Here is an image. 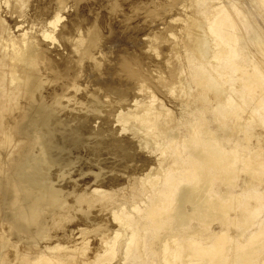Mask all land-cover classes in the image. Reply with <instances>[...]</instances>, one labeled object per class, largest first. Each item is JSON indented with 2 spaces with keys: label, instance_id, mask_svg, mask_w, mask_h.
<instances>
[{
  "label": "bare ground",
  "instance_id": "1",
  "mask_svg": "<svg viewBox=\"0 0 264 264\" xmlns=\"http://www.w3.org/2000/svg\"><path fill=\"white\" fill-rule=\"evenodd\" d=\"M208 1H194L198 10L194 11V18L213 44L209 46V41L202 39L198 55L201 62L187 59L170 72L173 83L177 85L178 81L175 87L179 95L196 100L197 104L193 101L196 106L198 102L201 104L195 109L197 115L193 122L181 129L178 117L166 105L150 108L151 103H156L154 94L147 98L149 101L143 99V103L130 106L134 110L138 105L142 107L135 115L130 111L124 113L123 109L116 108V101H110L104 117L110 127L109 124L104 127L108 126L112 133L107 136V142L100 140L107 147L95 144L89 152L97 153L94 157L116 154L115 161L109 157L110 163L102 164L107 170L105 173L115 175L103 178L101 166L91 176L81 170L83 173L74 175L88 179L80 182L71 177L74 182L70 179L73 183L70 186L63 187L54 183L55 179L52 181L51 165L59 156H53L57 149L48 148V140L52 136L61 137L60 131V136L53 135L59 123L61 126L60 117L68 120L69 116L84 110V115L94 116L95 122L100 117L98 107L104 105L97 91L102 86L96 81V88L88 86L92 92L88 90L83 95V85L77 84L83 76L79 75L82 60L88 58L93 62H86L90 67H98L91 53L93 44L90 42L81 51L72 46L66 60L73 63L74 72L66 73L71 77L57 82V86L44 88L46 73L37 66L38 41L34 37L0 38V264H264V214L261 212L264 189H259L264 182V152L261 146L249 145L252 138L249 133L254 126L258 123L264 126V58L258 61L252 53L245 59L247 41L241 34L244 24L240 27V22L249 21L241 7L234 1L231 7ZM256 2L264 15V0ZM26 14L18 17L21 24L38 21L37 16L33 20L28 13L32 16L30 21ZM53 20L46 19L47 27L40 31L41 37L50 38L49 26ZM246 28L252 36L247 45H253L264 56V36L252 32L250 24ZM242 41L246 43L244 48ZM62 42L65 41L62 39ZM166 83H162L164 89ZM114 87L105 86L102 92L109 93ZM167 90L175 92L171 88ZM177 104L183 106L180 101ZM251 104L255 106L253 109ZM248 106L251 112L246 109ZM207 111L213 115L216 125L211 126L204 118ZM248 111L251 117L257 113L259 117L242 119V113L246 117ZM225 127H229V133ZM85 128L88 127L77 129L78 134L79 131L84 134ZM75 133H70V139L64 138L71 146L79 144L76 141L82 134L77 138ZM123 134L127 139L121 136L117 140L116 136ZM253 138L256 146L261 144L263 136ZM133 139L136 144L131 142ZM133 146L134 151L153 154V159L137 163L135 152L129 154ZM50 153L53 160L49 158ZM99 163L93 165L99 166ZM56 164L59 168V163ZM118 165L122 170L115 168ZM58 168L54 169L59 172L62 168ZM241 175L245 179L241 180ZM64 176L65 171L59 173L58 180ZM76 181L81 184L78 186ZM213 225L219 230L213 229ZM232 226L237 228L236 233L231 232Z\"/></svg>",
  "mask_w": 264,
  "mask_h": 264
},
{
  "label": "rangeland",
  "instance_id": "2",
  "mask_svg": "<svg viewBox=\"0 0 264 264\" xmlns=\"http://www.w3.org/2000/svg\"><path fill=\"white\" fill-rule=\"evenodd\" d=\"M194 1L195 0H177V2L176 1L173 2V0H45V1H42V0H0V38L2 39L7 38L10 40L11 39L20 40L21 38L34 37V39L38 41V46H37L38 65L37 66L46 73V76L44 77L46 81L44 83V88H46L48 85L57 86L56 84L57 82L66 81L68 80L66 78L71 77V75H67L66 73L72 74L74 72V67L72 66L73 63L71 64L66 63V60L68 59V56H70L69 54H70L72 46L75 50L81 51V50H85V48H87L90 45V42H92L91 44H93L91 48V53H93V58L95 62L97 63L98 67L95 69H94V66L90 67L89 64L93 62H91V60H89L88 58L82 60L79 64V68H81L83 72L81 71L82 74L80 73L79 75L80 76L83 75V76L82 78H80L81 80L80 79L77 80V84L80 86L83 85L82 88L81 87L80 88L83 90L81 91H82V94L84 95L85 91L87 92L88 90H90V92H92V89L96 88V86L94 87V84L98 82L97 83L98 86L101 85L102 87L101 88L99 87V90H98L99 92L97 91V93H99L98 96L101 98V100L99 101L100 102L103 101L104 107L102 105H99L98 108L101 114H100L99 119H96V122L94 120L95 117L94 116L92 117V115H89V113H85L86 115H84L85 110L81 112L77 111L76 113L78 114L81 113V114L80 115L75 114L74 117L69 116L68 120L65 119L67 117L63 116L62 117L63 119L60 117L59 122H61V126H59L60 125L59 123V125L57 126V130L54 132L55 134L53 133V135L54 136L57 134L59 135L58 131H60V135L62 134L61 135L62 138L55 136V139H54L52 136L51 139H53L54 141L51 139L49 140L51 143H54V145L49 143V140H48V148H50L52 151L54 149H57V150H54L53 153L51 150L49 151L53 154V156L54 155L59 156V157L56 156L54 158L55 161L52 163L53 165H51L52 169H50V173L52 176L50 177L52 178V181L55 179L54 180L55 182L53 181L54 183L61 185L63 187L65 186L64 184H66V186H70L71 184H73L72 182H74L73 179L75 180L77 179V181H80V179L83 180L87 178V176L89 175L91 176L92 173L97 172L100 166L101 168H103L102 164L104 163L108 164L110 163V161H115L113 157L114 156L116 157V154L114 156L113 155L107 156L106 150H104L103 152L107 157L102 156L100 154L97 155V157H94L95 154L97 153L94 152L92 154V152H89V150L93 151L94 148L97 146V144H99L102 148L107 147V145L104 146L103 143L101 144V141L107 142L108 140L107 136H110V133H112L109 131V128H107L108 126L110 127L109 121L106 120L107 118L106 119L104 118L106 117L105 109L106 110L109 109L106 106L110 105L109 103L110 101L112 102L116 101V108L123 109L124 113L125 112L129 113L130 111L131 115H135V113L140 111L142 107L138 105L139 107H137L134 110V108H131L130 106H135L139 102L143 103L144 102L143 99H146V101L147 100L149 101V99L147 98L150 97L152 94H154L156 97V101L154 102L156 103H151L149 107L152 109L153 108L157 109L163 105H166L169 109L173 111L174 116H176V118L178 117V123L179 125L180 124L182 125L181 129L187 128L186 127L187 124H189V122L195 119L197 115V112L195 111V109H197V107H200L201 104L198 102V105L196 106L197 104L196 100H193L184 94L179 95V92H178L179 90H177L178 88L175 87L178 85V81H176L177 85H175L173 83L175 80L173 78H170L171 76L170 72L176 66L181 67L183 61L190 59L194 61L195 63L201 62V58H199L198 55L201 51L200 43L202 42V39L208 40L209 46L210 44H213L211 37L208 36L209 34L202 32L200 28L197 26V20L194 18V11L195 10L198 11V10L195 9L196 5ZM232 1L236 2L241 7V10H243V12L246 14L248 18L249 23H245L242 21L240 22V27H242L244 24V26L241 28V34L243 33L245 35V38L247 41L246 43L249 44V40L252 37L251 33L247 34V28H246L247 24H250L252 26L253 28L252 32H257L260 35L264 36V15L261 13V7L256 2L257 0H216V1L210 0L208 1V3L209 2L211 4L218 3V4L229 6ZM31 10L34 11L33 14ZM35 11H37L36 15H35L36 13ZM28 13H30L33 16V18ZM24 14L28 15V19L30 17L33 20L35 19L34 16L35 17L37 16L38 21L36 22L34 21V23L23 25L21 24V21L19 20L18 17ZM50 18H55V21L53 20V24L51 28L49 26V29L51 31L50 38L41 37L40 31L45 30V27H47L45 25V21L46 19H50ZM29 20L31 21V19ZM75 27L79 28L78 30L79 32L75 31ZM62 39L65 42H62ZM246 43L243 44V48ZM247 44L245 45L246 52L244 53L245 55H248V56H245L246 57L245 59H247V57L249 58V56L253 53L252 54L253 56L252 55L251 56L256 57V60L261 61V59H263L264 56H262L260 51L257 50V48L254 47L253 45L249 46ZM255 50L257 51V53ZM1 51L2 49L0 50V56H1ZM247 51L249 52V54H246L248 53ZM109 56H111V58ZM86 62H88L89 64ZM262 63H264V59ZM85 69L91 73V78L89 77L90 73L88 74V72ZM95 70H98L100 74L102 72L103 73L99 75V72L98 71L96 72ZM104 71L108 73L106 74ZM85 73L87 74V76ZM93 73H94V77H92ZM185 74H187V71L185 72ZM109 76H112V77L110 78ZM86 77H87V80L89 78L88 81L86 80ZM108 78L110 82L109 80H106ZM104 79L109 84H106V82L104 83L103 82ZM83 80L85 82L84 84L82 83ZM98 80L100 81V84ZM163 82L165 83L167 82L166 83L167 86H165L166 87L165 89H164V85L162 84ZM88 86L89 87L92 86V89H88L89 88ZM105 86H110V87L115 86L116 88L114 87L115 89H112L109 93L107 92L105 93V92H102L104 91V89H106L104 88ZM84 88L86 89L84 90ZM168 88H171V91L174 89L175 92L173 93L172 91L171 93H168L170 91V90L169 91L167 90ZM81 91H80V94H81ZM113 91H116V92H113ZM113 93H116V94H113ZM80 94L78 96H81ZM106 94L107 95L109 94L110 96V97L108 96L109 99H107L108 97L105 98V96H107ZM114 95H116V97ZM104 98L107 99L108 101L107 100L104 101L105 100ZM179 101L180 103L183 104L182 107L177 106L178 105L177 103H179ZM249 106L248 108L246 107V109H249V111L252 110L253 107H255L253 106V104H251L252 109L251 107L249 108ZM249 111L245 113L246 117L244 116V113H242L243 114L242 119L251 117V113H250L251 111L250 112ZM76 115L81 116V118L79 117L75 118ZM86 116H89V119ZM203 116L204 118H207L209 122H211L210 123L211 126L216 125V123L212 119L213 115H211L210 112L207 111ZM254 116L251 118H254ZM257 116L259 117L258 113L256 114L255 118ZM70 117L72 118V120H70L71 119ZM104 119L106 121H104ZM68 121L71 123H68ZM80 121L82 123L85 122V124L84 123L82 124ZM78 123L79 124L81 123L82 125L81 124L80 125L82 127L83 126L88 127V128H85V132L87 133L84 132L83 134L82 131L81 132L79 131V134H78V130L82 129V127L79 126ZM105 124L106 125L109 124V125L104 127ZM95 125L98 126L99 128L96 127ZM260 125L262 124L261 123L256 124L254 128L252 129V132L249 133V135H251L252 137L249 145L251 147V145L254 144L252 148L261 146V148H263V151H262L263 153L264 152V133L262 132H264V126L262 125L261 127ZM54 127H56V125ZM116 128L119 129V125H116ZM91 129L93 132H91ZM94 130H96L97 132ZM225 130H226L225 132L227 133H229L230 131L229 127L227 128L225 127ZM73 131L76 132L74 136L77 135V138L79 137L80 133L83 134V135L82 134L80 135L81 137L83 136V138L81 137H79L80 139L75 138L77 139L76 142H78L80 146L83 144L82 145L83 147L81 146L82 149L79 148L78 146L79 144L71 146V144L65 142V139H64L65 136L68 137L67 139H70L71 137L70 133H74ZM93 133H94V136H93ZM254 134L256 136L257 135L263 136V139H262L263 141L262 140L259 141L261 142V144L258 142L260 145L255 146V143L257 144V142L255 141V138H253L255 136ZM240 135L241 136L239 137L242 138L244 136V133L241 132ZM121 136L127 139L126 138L127 135L125 136L123 134V135L116 136L117 140H118V137L120 139ZM129 137L130 136H128V139L130 141L131 137L130 138ZM62 139L64 140L63 142H62ZM78 140H81V141H78ZM98 140L99 141L101 140L100 143H98L99 142ZM131 142L135 143L136 139L131 140ZM244 143L245 142H243L242 145ZM60 144H61V148H60ZM56 145H58L59 147L57 146L56 148ZM226 145L228 147L230 146L228 144ZM70 147L71 149L69 150ZM72 148H74L75 150L74 149L72 150ZM60 149L62 150V154L60 153L61 151H59ZM63 150H65L64 153H63ZM84 150L86 152L83 153ZM36 151H38V149L35 148V152ZM67 152H68V155H67ZM132 152L133 153L135 152L133 155L136 157L137 163L138 161H140L141 163H144L145 161L147 162L151 161L150 159H153L151 157H154L153 154L150 155L145 152L141 153L140 151L136 149L134 151V146L132 150H129V154H131ZM51 153L49 155V158L52 159L53 156L51 155ZM86 154L88 155L86 156ZM106 158L107 160H105ZM108 158L111 160L109 161ZM118 159L120 160L119 157H117V160ZM103 160L105 161L103 162ZM97 161H100L99 166L93 165V164H96ZM56 162L59 163V168ZM62 162L66 164L64 165L62 164ZM68 162H70L71 165L68 164V166L65 167ZM83 162L85 165L87 163L88 164L90 163V164L89 165L87 164L85 166ZM140 162L139 164H137L138 166L140 165ZM91 164L93 166H91ZM128 165L131 166L130 163ZM53 166L54 168H58V170L60 168L62 169H60L58 172L56 171L57 169L55 170L53 168ZM63 167H65V169ZM106 167H108V165ZM1 168L3 169L6 167L1 166ZM115 168L117 170L118 169L122 170L121 167H119V165L118 167L116 166ZM78 169L80 172L78 171ZM81 170L85 172L87 176H83V177H79V175L75 176L76 174L81 173L82 172ZM101 170L107 171L104 168ZM63 171H65V174H66V176H64L65 178L58 180L59 173ZM103 171L102 173H105V171L104 172ZM68 172H70L71 174H69ZM110 174L111 173H105L103 178L106 179L107 177H109L108 175ZM117 174H120V173H117ZM114 175L115 174L112 173L111 177H114ZM53 177H56V178H53ZM66 177L68 178L66 179ZM71 177H73V179ZM240 178L241 180L243 178L245 179L244 175H241ZM69 180L72 182H70ZM241 180L238 181L239 185H241ZM80 182L79 183L77 182L78 186L81 184ZM259 186H261V188L259 189H262V188L264 189V182H263V185H259ZM126 202H129V200H127ZM262 210L261 212L262 214H264V207L262 208ZM79 217L80 216H78L77 218ZM4 225L6 224L3 223V227H5ZM212 228L215 230H219V227L216 225H213ZM252 230L253 228L249 229L246 233L248 234V232H251ZM236 231H237V228L235 226H232L231 232L236 233Z\"/></svg>",
  "mask_w": 264,
  "mask_h": 264
}]
</instances>
